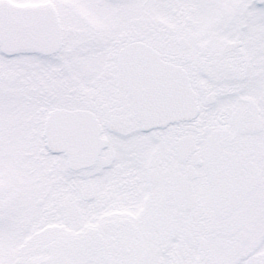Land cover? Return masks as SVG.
<instances>
[{"label":"snow or ice","instance_id":"snow-or-ice-1","mask_svg":"<svg viewBox=\"0 0 264 264\" xmlns=\"http://www.w3.org/2000/svg\"><path fill=\"white\" fill-rule=\"evenodd\" d=\"M0 264H264V0H0Z\"/></svg>","mask_w":264,"mask_h":264}]
</instances>
